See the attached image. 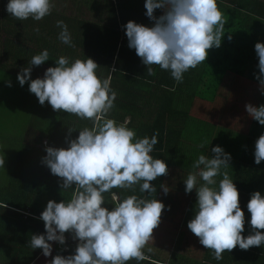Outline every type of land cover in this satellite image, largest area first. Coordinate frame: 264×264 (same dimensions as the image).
I'll use <instances>...</instances> for the list:
<instances>
[{
	"label": "clouds",
	"instance_id": "9594fccd",
	"mask_svg": "<svg viewBox=\"0 0 264 264\" xmlns=\"http://www.w3.org/2000/svg\"><path fill=\"white\" fill-rule=\"evenodd\" d=\"M54 7L53 0H8L5 9L18 20L41 21ZM144 8L151 26L129 20L121 27L129 49L135 50L149 76L156 75L153 65H158L182 83L186 72L206 61L209 49L221 46L226 21L217 0H145ZM157 9L162 10L159 16L155 14ZM56 26L61 43L75 47L68 25L58 20ZM254 50L259 70L254 72V78L264 95V42H256ZM49 60L47 49L33 55L30 66L21 67L17 74L19 85L27 83L41 106L47 102L53 111L90 121L91 126L67 128V147L48 146L44 141L46 155L41 163L59 178L60 190H71V194L59 202L47 201L39 216L33 217L44 222V232L31 233L27 243L33 250H41L45 264L144 261L148 257L143 249L153 239L165 210L161 200L148 198L157 192L152 182L169 174L166 161L151 155L159 133L140 138L127 122L111 118L118 93L111 87V75L98 77L99 65L92 58L70 61L60 56L56 66L32 79L33 66ZM111 69L117 70L114 66ZM6 84L11 87V80ZM245 109L250 118L264 126V104L246 103ZM77 131L78 136L72 138ZM210 152V156H198L192 164L193 171L183 181L186 194L196 193L187 228L205 249L212 250L213 259L220 261L225 252L231 253L237 246L247 251L264 245V195L260 191L250 193L246 205L250 220L246 221L240 193L226 171L231 166V154L219 145L211 147ZM253 155L256 165L264 161V133L255 141ZM5 164V158H0V167ZM218 176H222L219 181ZM137 185L143 195L112 192L121 189L135 193ZM161 189L168 194L167 188ZM105 193L111 194V210ZM246 223L250 228L247 236L243 235ZM69 236L76 242L71 250L67 246ZM53 243L62 246L55 255Z\"/></svg>",
	"mask_w": 264,
	"mask_h": 264
},
{
	"label": "trees",
	"instance_id": "16d2710c",
	"mask_svg": "<svg viewBox=\"0 0 264 264\" xmlns=\"http://www.w3.org/2000/svg\"><path fill=\"white\" fill-rule=\"evenodd\" d=\"M7 2L0 0V152L6 159V174L0 170V260L5 264H32L37 259L41 250H33L27 242L31 233L44 232V222L33 217L39 216L48 200L59 202L70 198L71 190L61 191L59 178L41 163L46 155L44 141L48 146L67 147L64 142L67 128L91 126L90 121L53 111L47 102L41 106L29 92L27 83L23 87L19 85L17 74L21 67L30 66L28 62L33 55L47 49L50 60L41 65L46 68L56 66L55 60L60 56L70 61L92 58L99 65L98 77L111 75V87L118 93L111 118L118 123L127 122V127L140 138H150L158 132L159 142L151 155L154 159H164L169 171L177 159L194 100L214 102L228 73L259 85L254 78V72L259 71L254 45L264 42V2L260 0H217L226 21L221 46L209 49L206 61L186 72L182 83H177L169 71L158 65H153L156 75L149 76L135 50L128 47L122 25L134 20L151 26L152 22L144 15L145 0H53L54 9L41 21L12 17L5 9ZM86 9L96 12L99 19L58 13ZM155 14L159 16L162 12L157 9ZM58 20L68 25L75 47L58 39ZM36 68L33 66L32 79ZM8 80L11 87L6 84ZM261 104L264 95L260 93L256 106ZM9 128L12 129L7 134ZM262 133L264 126L250 119L232 171L228 172L240 193L246 221L250 220L246 207L250 193L260 191L264 195V161L256 165L253 155L255 141ZM78 134V131L72 133V138ZM167 177L152 182L157 192L149 195V199H159ZM112 192L121 196L143 195L138 185L135 193L121 189ZM104 195L111 210V194ZM249 230L246 223L243 235L247 236ZM75 243L69 236L70 250L75 248ZM61 247L55 244L53 255ZM143 251L148 259L130 260L127 264H264V245L247 251L237 246L231 253L225 252L220 261L213 259L212 250L205 249L202 260L194 263L180 260L166 263Z\"/></svg>",
	"mask_w": 264,
	"mask_h": 264
},
{
	"label": "rangeland",
	"instance_id": "374dc122",
	"mask_svg": "<svg viewBox=\"0 0 264 264\" xmlns=\"http://www.w3.org/2000/svg\"><path fill=\"white\" fill-rule=\"evenodd\" d=\"M58 13L78 15L87 20L99 19L97 13L89 9L84 12ZM46 69L43 66L37 67L34 71V79L42 77ZM225 77L214 102L194 100L188 126L182 134L181 148L164 186L169 192L167 195L163 190L160 192L159 200L164 203L165 210L162 213L161 223L154 229L153 239L144 248L146 253L160 261L169 263L180 260L194 263L203 258L205 248L187 228V223L193 216L196 193L193 191L186 194L183 181L188 173L193 171L192 164L198 156L201 154L210 156L211 147L216 145L222 146L231 154V166L226 171H232L233 162L238 156L250 119H252L246 112L245 104L252 103L256 106L261 93L259 85L249 83L232 73H228ZM11 129L9 128L7 134L11 132ZM4 155L0 152V158H4ZM4 168L1 167L0 170L6 174ZM216 179L219 181L222 176ZM169 206L170 210H168ZM149 248L152 249L151 252L148 251ZM38 257L35 264H45L46 258L41 252Z\"/></svg>",
	"mask_w": 264,
	"mask_h": 264
},
{
	"label": "crops",
	"instance_id": "0c3cea01",
	"mask_svg": "<svg viewBox=\"0 0 264 264\" xmlns=\"http://www.w3.org/2000/svg\"><path fill=\"white\" fill-rule=\"evenodd\" d=\"M260 1H262V2H264V0H260ZM182 140H183V138H182ZM182 143V142H181ZM181 146V145H180ZM181 148V147H180ZM180 148H179V150H180ZM55 245V243H53V246ZM38 258L39 257H37V259H35V261L32 263V264H35L36 262H37V260H38ZM0 264H5V261L4 260H0Z\"/></svg>",
	"mask_w": 264,
	"mask_h": 264
}]
</instances>
